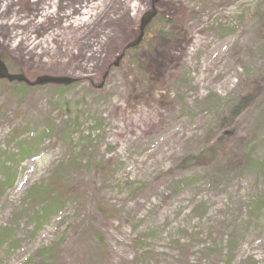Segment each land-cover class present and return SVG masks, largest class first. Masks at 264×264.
<instances>
[{
	"label": "rangeland",
	"instance_id": "1",
	"mask_svg": "<svg viewBox=\"0 0 264 264\" xmlns=\"http://www.w3.org/2000/svg\"><path fill=\"white\" fill-rule=\"evenodd\" d=\"M150 1L0 0L9 72L77 79L0 81V264H264V0H157L107 68Z\"/></svg>",
	"mask_w": 264,
	"mask_h": 264
},
{
	"label": "water",
	"instance_id": "2",
	"mask_svg": "<svg viewBox=\"0 0 264 264\" xmlns=\"http://www.w3.org/2000/svg\"><path fill=\"white\" fill-rule=\"evenodd\" d=\"M157 0H151V9L149 11H146L142 14L139 20V25L137 28V34L136 36L128 42L124 49L128 48H134L136 47L142 40L144 35V30L146 26L150 23V21L156 16V10L154 8V4ZM124 51H122L108 66L110 68L111 66L116 67L118 66L119 62L121 61L123 57ZM107 75V72H105L101 77V82L96 86V88H101L105 77ZM0 79L7 80L8 82L16 81L18 83H23L27 86L33 87V86H41V85H47V84H55V85H69L72 84L75 79L65 76H53V75H40L35 77L34 79H29L25 77L23 74H17V73H9L7 70V67L3 63L2 60H0Z\"/></svg>",
	"mask_w": 264,
	"mask_h": 264
},
{
	"label": "bare ground",
	"instance_id": "3",
	"mask_svg": "<svg viewBox=\"0 0 264 264\" xmlns=\"http://www.w3.org/2000/svg\"><path fill=\"white\" fill-rule=\"evenodd\" d=\"M103 6V1H100L99 3L93 4L91 6H88L86 4L84 5H80V7L78 9H76L78 12V14H87L90 12L91 9L95 10V11H99ZM74 13V9L73 7H66V11L63 12V16L65 17V24L63 25V30L65 28H67L68 26H70L71 28L73 27H79L81 25H85L86 23L89 22L90 20V16H84L81 18H74L71 17V15ZM46 16V14H44ZM73 19V20H72ZM60 34H64V31L58 30ZM47 39L44 41V43H46Z\"/></svg>",
	"mask_w": 264,
	"mask_h": 264
},
{
	"label": "trees",
	"instance_id": "4",
	"mask_svg": "<svg viewBox=\"0 0 264 264\" xmlns=\"http://www.w3.org/2000/svg\"><path fill=\"white\" fill-rule=\"evenodd\" d=\"M162 21H163V18L160 17L159 15H157V17H156V18L151 22V24L147 27V30H146L145 36H148L149 33H150V34H162V29H160V28H157L156 30H154V31H152V32H147V31H148V28H149V27L152 25V23H154V22L159 23L157 26L162 27V25H161V24H162V23H161ZM136 49H137V48H135V49H131V50H129V51H131V52H136ZM137 50H138V49H137ZM129 51H127V52H129ZM127 52L125 53L123 59H126V63H127V64H130L134 69H136L137 71H140V68H139V64H140V63L134 60V56L131 57V56L127 55ZM0 58H1V56H0ZM1 82H4V81H1ZM4 83H6V82H4ZM6 84H8V83H6ZM9 85H11V86H13V87H15V86H21V88H25V87H26V86H24V85L16 84V83H11V84H9ZM209 151H210V149H209Z\"/></svg>",
	"mask_w": 264,
	"mask_h": 264
}]
</instances>
